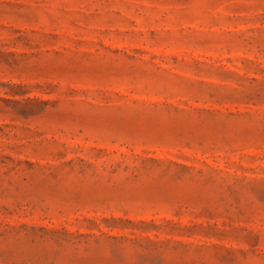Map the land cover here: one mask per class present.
I'll use <instances>...</instances> for the list:
<instances>
[{
	"label": "rangeland",
	"instance_id": "rangeland-1",
	"mask_svg": "<svg viewBox=\"0 0 264 264\" xmlns=\"http://www.w3.org/2000/svg\"><path fill=\"white\" fill-rule=\"evenodd\" d=\"M0 264H264V0H0Z\"/></svg>",
	"mask_w": 264,
	"mask_h": 264
}]
</instances>
